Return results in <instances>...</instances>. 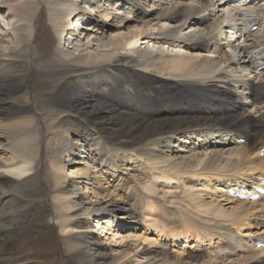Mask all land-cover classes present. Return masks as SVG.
Listing matches in <instances>:
<instances>
[{
    "label": "bare ground",
    "instance_id": "6f19581e",
    "mask_svg": "<svg viewBox=\"0 0 264 264\" xmlns=\"http://www.w3.org/2000/svg\"><path fill=\"white\" fill-rule=\"evenodd\" d=\"M75 1L0 0L24 30L0 29V264H32L54 229L62 264H264V204L224 187L264 174V6L133 0L125 18V0ZM244 20L260 25L237 45ZM39 185L44 208L29 201Z\"/></svg>",
    "mask_w": 264,
    "mask_h": 264
},
{
    "label": "rangeland",
    "instance_id": "374dc122",
    "mask_svg": "<svg viewBox=\"0 0 264 264\" xmlns=\"http://www.w3.org/2000/svg\"><path fill=\"white\" fill-rule=\"evenodd\" d=\"M108 10H109V8H108ZM0 11H4V13L0 15V29L2 28V30H4V31H5V29L7 31H10V36L16 35L15 37H18L19 34L23 35L24 34L23 25H21V24L15 25V23L13 22L12 19H10L9 17H6L7 14H5L6 13L5 12L6 11L5 6H3V7L1 6ZM132 15L133 14L129 15L127 12L125 14L123 13V16H125V18L126 17H133ZM44 16H45V14H43V16H41V18L39 19V23H38V26H39L38 30L39 31L41 30L43 32V33H41L42 38L39 37L40 40L38 42V44H39L38 51H40L39 53L41 54L40 56H42V58H47V57H49L48 55L56 43V39L54 37V34L52 32L51 27H49L50 25L48 24L46 17H44ZM90 17L93 18V16H90ZM73 20L71 21V28L75 27V28H77L78 33L83 34L82 29L87 27L89 25V23H85V24L82 23L78 26H72V25H74ZM95 20L97 23H104V21H102L100 19L99 15L95 16ZM115 24H117V23H115ZM128 24H130V22ZM12 32H14V33H12ZM68 34H69V32L65 35L64 41H66L69 38ZM159 49L161 52L163 51L162 52L163 54H165V53L167 54V52H168L165 47H164V49H163V47L159 48ZM37 77L39 78V76H37ZM71 140H73V139H71ZM73 158H74V160H72L71 162L75 163L77 158H76V156H73ZM130 159H132V157ZM102 164H106V163L103 162ZM119 164H122V163H119ZM73 165H76V164H73ZM112 168L115 169V167H112ZM122 172L123 171H119V174L122 175L123 174ZM123 176L125 177V175H123ZM39 187H40V189H39L40 193H37V191L32 190L33 192L31 191L32 193H30L29 201L33 204H36L38 206L40 205L41 207H43V205H45L46 201H45V196H44L43 190H42L40 185H39ZM40 212L42 213L41 210H40ZM40 220H41V217L39 215H36L29 224V228L34 231L33 232L34 237H36L37 234L43 235L47 232V227L41 226ZM123 223H124V225H127L126 221H124ZM47 224L50 225L49 222H47ZM120 227H122V226H120ZM53 233H54V236H56V237L58 236L57 230L54 229ZM105 234L100 233V235H99V232H91L89 235H94L100 239V241L102 242L100 244V248L103 249L108 256H110L111 254L117 255V253L121 250L123 242H120L121 239H118L119 238L118 236H116L115 238H110V237L107 238L108 234L107 233H105ZM120 235H121V233H120ZM144 235L145 236L147 235L148 238H151V237L156 238L155 235L147 233V232H145ZM56 237H55L54 243L51 241V239H47V238L43 239L42 237H40V240L38 239L39 241L37 240L35 242V244L33 245L35 248H34L33 252L31 253V257L29 258L30 259L29 262L32 264H62V262H63L62 247H61V244H60L58 238L56 239ZM167 245H169V243H167ZM42 247H45V248L50 249V250L47 252L46 251L43 252L41 249ZM54 249H55V251H53Z\"/></svg>",
    "mask_w": 264,
    "mask_h": 264
}]
</instances>
